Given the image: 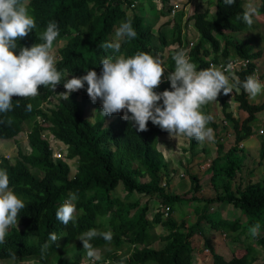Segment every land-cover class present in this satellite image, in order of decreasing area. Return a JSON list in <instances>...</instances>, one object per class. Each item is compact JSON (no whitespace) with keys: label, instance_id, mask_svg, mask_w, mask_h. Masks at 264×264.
<instances>
[{"label":"trees","instance_id":"16d2710c","mask_svg":"<svg viewBox=\"0 0 264 264\" xmlns=\"http://www.w3.org/2000/svg\"><path fill=\"white\" fill-rule=\"evenodd\" d=\"M134 1L142 10L147 4L152 5V10L156 8V0H25L37 27L18 45L30 48L34 44L44 43L40 37L47 24L56 22L59 36L53 42V47L65 41L58 50L59 60L56 62L57 70L62 73V82L55 92L41 86L40 94L35 98L12 97L13 110L7 115L0 114V120L5 121L0 123V139L17 137L23 131L24 124L31 129L28 134L30 150L24 152L18 149L14 163L5 159L0 162V168L8 171L9 187L25 203V208L19 213L18 228H10L6 243L0 245V264L10 260L9 252H16L20 260H29L32 264H83L84 260L90 259L77 237L93 228L113 233L111 243L102 238L91 241L94 247L101 249L102 259L95 264H120L124 257L128 258L124 264H192V237L201 229L204 220L215 228L222 226V220H225L223 231L237 233L235 240L238 242H241L240 236L247 235L252 225H261L256 247L239 243L240 252L235 251L230 260L213 252V264H254L259 259L258 252H261L263 259L260 264H264V180L245 187L235 181L246 159L244 154H239L241 150L238 146L252 135L251 124L257 114L264 111V102L253 105L242 88H234L233 100L239 102V108L248 114L244 121H240L229 111L230 94L225 96L222 91L219 94L216 103L221 104L225 119L233 126L235 144L225 152L213 119L208 126L215 133L218 157L208 173L211 174L210 181L217 195L212 199L194 196V192L202 190L199 187L200 178L187 171L192 184L191 200L205 204V207H199L205 209L203 212L195 210L199 212L198 221L188 228L185 221H177L174 206L187 204L191 200L170 189L171 179L179 170L171 166L158 149V137L167 135L166 131L149 121L148 131L138 132L122 119L123 112L108 126H104L99 118L92 123L82 107V103L89 100L86 83L84 89L72 93L69 99L60 97L58 105L52 104L53 97L66 91L63 81L86 75L90 70H95L99 75L102 59L111 55L122 54L128 58L137 52H144L156 57L167 52L163 62L166 68L164 82L155 91L171 90L166 77L175 69L172 56L181 48L186 50L182 30L184 13L174 17V25L169 32L160 28L158 33H154L153 25L146 22V17L132 9ZM161 1L164 5L159 13L169 16L174 9L170 5L171 0ZM215 2L216 9L211 18L209 8H198L189 20L194 21L200 34L199 41L190 51L191 61L197 65V70L208 68V60L226 64L231 56L249 59L263 56L262 50L252 53L253 47L249 41H239L235 37L249 28L242 20H237V16H242L246 10L245 0H236L232 6L226 5L224 0ZM259 10L260 14H264V0H261ZM128 21L137 32L135 39L123 38L119 53L100 47L105 42L114 43L111 35L121 23ZM18 51L19 48L17 54ZM253 73L252 64L239 73L238 79L243 82ZM80 93L84 95L82 100ZM18 100L20 103L17 107L15 103ZM29 103L32 105L31 111H27ZM205 114H209L207 110ZM9 119L11 124L7 123ZM46 133L65 146L67 154L64 160L53 159L50 141L44 138ZM187 139L191 150L201 143L194 138ZM260 144L262 162L264 136L260 137ZM73 165L76 166L75 171ZM31 168H37L43 177L38 173L33 175ZM120 186L124 191L123 197L119 194ZM70 193L78 195L74 201L78 219L75 225L70 222L64 226L56 219V211ZM144 196L160 204V210L152 218L149 217L152 212L150 202H143ZM216 202L226 204L227 211L239 210L247 221L246 226H242L240 219L233 221L224 218L222 211H212L219 216L210 215V206H206ZM166 206L171 210L168 217L163 213ZM158 227H162L165 233L157 234ZM53 231L62 236L42 257L41 246ZM157 243H161L162 248L153 247Z\"/></svg>","mask_w":264,"mask_h":264},{"label":"clouds","instance_id":"9594fccd","mask_svg":"<svg viewBox=\"0 0 264 264\" xmlns=\"http://www.w3.org/2000/svg\"><path fill=\"white\" fill-rule=\"evenodd\" d=\"M224 3L228 6H232L236 3V0H224ZM137 4L138 2L134 1L131 5L132 8L136 7ZM171 6L174 8L171 14L174 12L177 15L181 12H179V9H176L174 5ZM160 10L157 9L158 12ZM192 16L193 15L189 17V20ZM259 17L260 10L254 3L250 2L246 5V10L242 13V16H237V20H242L248 27H251L255 23V19ZM189 20L186 26L187 28L183 30L182 27L186 50L181 48L174 53L172 59L174 60L175 69L166 77L167 81L170 82L171 90H164L163 92L155 91L164 82V73L166 72V68L163 66V62L158 56L154 57L144 52H137L134 56L128 58L122 54L111 55L102 59V70L99 75L95 70H90L87 71L86 75L81 77L73 76L71 79L63 81V87L66 91L53 97L51 99L52 104L58 105L60 97L69 99L72 93L84 89L86 83L88 99L93 104L101 103L102 112L100 114L102 116L110 117L113 114H121V112H123L122 119L129 122L138 132L148 131V122L151 121L153 125L159 126L161 130L166 131L170 138L174 136H185L189 139L194 138L201 143L205 141H214V130L208 126L213 121L214 117L210 114H204L202 108L209 103L216 102L222 91L225 96L230 94L229 111L236 120H239L237 117L241 109L239 108V102L233 100V89L236 88L239 90V88H242L251 99H255L258 95L264 93V83L255 75L257 71L256 61L259 58L230 57L229 62L226 64L223 62L216 64L208 60L210 62L208 68L197 70V65L192 62L190 58V51L196 43L190 42L188 44L187 39L185 40V34L188 33L189 24L193 22L194 25V21L192 20L189 22ZM183 24L184 21H182V26ZM36 27L35 18L29 14L25 0H0V114L2 115H7V113L13 110L12 97H21L23 99L35 98L40 94L39 89L41 86L49 91L55 92L57 86L62 82V73L57 70L56 57L52 51L53 42L56 41L59 36V27L56 22L52 21L47 24L46 30L40 37L44 43L34 44L30 48L19 47L18 45V42L28 37ZM116 37L132 40L137 37V32L134 30L130 21L123 22L116 30ZM198 41L199 40H197V42ZM191 43H193L192 46H190ZM100 47L105 51L111 49L114 53H119L121 45L120 43L105 42L102 43ZM18 48L19 51L17 54ZM254 52L257 51H253L252 53ZM260 57H264V55ZM244 60L249 61L247 67L242 68L241 71L232 72L234 69V64L232 62ZM252 64L254 65L253 75L246 77L243 82L239 81V73L246 70ZM83 97V93H80L81 100ZM55 98L58 99V102L54 100ZM233 102L237 104L235 108L236 111L231 109ZM19 103V100L15 103L17 107ZM31 110L32 105L29 103L27 105V111ZM237 111L238 115L236 114ZM129 113L131 115H129ZM245 113L247 114V112ZM4 122L5 121L0 120V123ZM7 123L11 124V119H9ZM24 125L29 129L27 133L29 134L31 130L30 127L26 124ZM229 126L233 128L232 124L224 119L221 127L217 126V133L220 134L224 132ZM260 133L259 137L264 136L262 130ZM50 136L53 135L46 133L44 138L47 139L46 137ZM54 139L59 143L64 153L55 151L51 146L53 149L52 157L54 160H64L67 154L66 148L56 138ZM47 140L50 141L51 144V140ZM245 141L240 143L243 145L242 147H240V144L238 146L241 150V155H248L245 153L247 149H245ZM17 153L9 157L0 154V162L2 159H5L14 163ZM32 174L34 175L35 173L32 172ZM185 175L189 177L187 172ZM41 177H43V174ZM9 185L10 178L7 169L0 168V245L6 243V236L10 228H18L19 213L25 208L24 201L14 193ZM77 199L78 195L76 193H70L69 198L56 211V219L64 226H67L70 222L75 225L77 222L78 212L76 204L74 203ZM170 211L168 206L164 207V216L168 217ZM210 211L212 212L213 210L210 209ZM234 211L237 212L239 210ZM80 212H83V209H80ZM236 219H240L241 221L244 220V222L246 221V219L242 217L241 212ZM183 221L185 220L181 222ZM244 222L242 223L243 227L247 224V221ZM191 226L193 225H189V223L186 222L187 228ZM200 230H198V232ZM260 230L261 225L259 223L252 225L248 230L249 233L245 235V244L256 247V238L260 236ZM224 234L225 236H229V233L224 232ZM194 235H196V233ZM61 236L62 235H58L54 231L49 233L48 241L41 246L42 257ZM250 237L251 240H249ZM96 238H102L104 241L111 243L113 240V233L111 231L101 232L93 228L82 232L77 237V240L82 242L86 256L93 262L102 259L101 249L94 247L93 243H91V241ZM56 246L59 247V244ZM211 251L209 249L207 250L209 256H211V253L213 255V250ZM8 255L10 260L6 264H25L30 262L29 260H20L16 252H9ZM126 259L128 258L124 257L120 261V264H124V260ZM261 259L262 258H259L257 261ZM255 263L256 262H254V264ZM210 264H213V258H211ZM258 264H260V262H258Z\"/></svg>","mask_w":264,"mask_h":264},{"label":"rangeland","instance_id":"374dc122","mask_svg":"<svg viewBox=\"0 0 264 264\" xmlns=\"http://www.w3.org/2000/svg\"><path fill=\"white\" fill-rule=\"evenodd\" d=\"M215 0H171L170 5H174L176 7V9H179V12H183L184 13V17L182 19V21H184L183 24V30H185L188 25V20L189 17L191 15H193L196 10L199 8L200 10H206L207 8H209L210 11V17L212 16V14L215 11ZM258 2L255 1L254 4H257ZM156 4V8L155 10L150 9L149 4H147L143 10L139 7H134L132 9H135L137 13L143 15L146 17V22L153 25V31L154 33H158V31L160 30H166L167 32H169L172 29L173 26V19L174 16L176 15L174 12L169 15V16H164L161 15L158 11L160 9L163 8V3L161 0H156L155 1ZM258 7V9L260 8V5H255ZM124 8H126V6H123ZM132 7V6H131ZM131 9V8H130ZM131 9V10H132ZM175 9V11H176ZM180 12V13H181ZM156 16H158L159 18H156ZM169 21L171 23H169ZM167 24V25H166ZM189 29H188V33L185 34V40L187 39L188 44L190 42H194L197 43V40H199V34L198 31L196 30L195 26L193 25V22H191L189 24ZM161 28V29H160ZM160 29V30H159ZM117 30V28H116ZM116 30L115 33L112 34V39L114 43H121L122 39L117 38L116 37ZM65 44V41H62L61 43L57 44L56 46H54L52 48L53 54L56 57V62L59 60V52L58 50L60 49V47H62ZM170 48H174L173 46H171ZM263 48H264V44H263ZM168 51V48L167 50ZM158 56V58L164 62L165 57L167 56V52L164 54H160V55H156V57ZM166 71V70H165ZM56 102H58V99H54ZM83 107V111L85 112V116L88 117L93 123L96 122L99 118V120L103 121L104 126H108L110 125L112 122H115L120 113L119 114H113L110 117L107 116H102L100 113L102 112V107H101V103H95L93 104L92 102L88 101H84L82 104ZM207 112L212 115L214 117V122L217 124V126H220L223 124V121L225 119L224 114L221 111V106L220 104L214 102V103H209L206 106H204L202 108V111ZM234 111H236V109L234 108ZM238 113V111L236 112V114ZM100 114V115H99ZM255 127L258 126V122H256L254 124ZM218 127V128H220ZM29 129L24 125V130L23 132H21L15 139L12 140H0V153L6 155L7 157L9 156H13L14 154L17 153L18 149H22L24 152H27L28 150H30L29 148V141H28V133ZM222 133V134H221ZM220 136H219V140L220 143L223 142L224 144V148L226 147L225 151H228L229 149H231V147L235 144V135H234V131L233 128L231 126H229V128L227 130H225L224 132H221ZM161 136V137H160ZM158 137L159 139V143H158V149L159 151H161L165 157V159L170 163L171 166H174L176 168H178L177 170H179V172L171 179V187L170 189L173 192H177L179 194H182V196L187 197V200H191V182L188 175L186 177L185 173L188 171L189 173L193 174V175H198L200 178V183H199V187H202V190L200 189L199 192L197 193H193L194 196L198 197V198H207V199H212L214 197H216V192L211 184L210 178L211 175L208 173V169L209 167L212 166L213 161L218 157L217 155V144L214 141L209 142V141H205L200 143L201 145L198 146V148L196 147L194 150L192 151L191 148H189V140L187 139V137L185 136H174L172 138H170L169 134L168 135H160ZM47 139L51 140V146L54 148L55 151L57 152H62L61 146L59 145V143L53 138V136L50 137H46ZM243 145L240 144V147H242ZM246 149V147H245ZM249 149V148H247ZM246 149V152L248 155H245L246 159H245V164L242 166V171L240 174H238V176L236 177L235 181L237 182V184H240V186L245 187L248 183L250 182H258V181H262L264 180V160L260 159V146L258 148H252V151H249ZM240 154V153H239ZM241 155V154H240ZM73 163V162H71ZM73 171L76 170L75 165H73ZM31 172L37 174L39 173V171L37 170V168H32ZM40 177H41V173H39ZM238 178H240L238 180ZM119 194L123 197L124 196V191L122 190L121 186L120 188H118ZM189 193V196H186V194ZM184 199V198H183ZM145 201H149L150 202V207L152 209V212H150V218H152V216L156 213H158V211L160 210V204L157 202H153L150 201L148 197H143V202ZM205 207L204 203L201 202H194V201H189L187 204L186 202L184 204H175L174 208H176V212H175V216H177L179 219H183L185 220V223L187 221H191L193 224H195V215L196 213H194L193 211L195 209H197L198 207ZM210 206L211 210H216V211H222L223 215L225 217L228 218H235L237 216L236 213H231V212H224L226 209L225 207L226 204H222V203H213L212 206L211 204L206 206L207 208ZM205 209L201 208L198 211L201 213L203 212ZM209 210V209H208ZM208 213L210 215H212L213 217L219 216V214H216L214 212L208 211ZM223 225L219 226L220 230H223L226 225V221L222 220ZM192 224V225H193ZM206 227V238L204 239L206 242H209L211 245L216 247L217 251H223L224 249H226V246L228 244V242H231L232 239H230L229 237H225V234L223 232H215L213 235H211L212 230H207L210 229L208 223L205 225ZM249 230V229H248ZM247 230V233H249V231ZM157 234H163L165 233V231L163 230L162 227H158L157 228ZM237 235V233H235ZM222 237H221V236ZM231 236V235H229ZM223 239H226L227 242H225ZM245 239V238H243ZM249 240H251V237L249 238ZM203 240H201L200 242H202ZM195 241L193 240V244H194V253H193V257L194 255H198L199 249L196 243H194ZM251 243V241H250ZM162 244L161 243H157V245L153 246L156 248H162ZM258 248V247H257ZM205 254L209 255V253L207 252V248L203 249ZM236 253L240 252V249L237 248L235 249ZM212 252V251H211ZM201 253V251H200ZM224 253L226 259H231L233 256V253L229 254L228 251L226 250L222 252ZM260 255V256H259ZM258 256L259 258H262L261 253L258 252ZM192 261L194 262V258H192ZM96 262V261H95ZM95 262H93L92 260L90 261H83V264H95ZM258 262L262 263L263 259L259 260ZM25 264H32V262L29 263H25ZM256 264V263H255Z\"/></svg>","mask_w":264,"mask_h":264},{"label":"crops","instance_id":"0c3cea01","mask_svg":"<svg viewBox=\"0 0 264 264\" xmlns=\"http://www.w3.org/2000/svg\"><path fill=\"white\" fill-rule=\"evenodd\" d=\"M255 1H257L258 2L257 4L260 5L261 0H245V8H246V5L248 3H250V2L254 3ZM257 4H255V5H257ZM235 37L237 39H239V41H244V42L249 41L251 46L253 47V51H261L262 50L264 52V48H263V44H264V14H260V17L258 19H255V23L251 27H249L245 32H240V33L236 34ZM231 57H235V56H231ZM256 66H257V71H256L255 75L259 78V80L262 83H264V57H259V59H257ZM247 96H248V94H247ZM248 99L250 100L251 104L258 105V104L264 102V93H262L261 95H258L255 99H251L248 96ZM236 105L237 104L235 102H233L231 105V109L236 108ZM239 111L240 112H239V115L237 114L238 115L237 118L241 121L245 120L247 118V114L245 112H243L242 110H239ZM256 122H258L257 127L254 126V124ZM252 128H253V134L251 135V137L249 139H247L245 141V147L249 148V149H247L249 151H252L251 150L252 148H258L260 146L259 134H261L260 133L261 130L264 133V112H260L257 114L256 121L253 123ZM197 209H199V207ZM227 209H230V208H227ZM230 210H232V209H230ZM193 212L196 213L195 222H194V223H196L198 221V218H199V214H198L199 212L198 211H193ZM224 212L236 213L237 216L234 219L230 218L233 221H235L236 218H238L240 215L239 211L235 212L234 210H232V211L225 210ZM223 217L226 218L225 216H223ZM182 220H184V219H179L177 217L178 222H181ZM187 222L189 223V225L193 224L191 221L190 222L187 221ZM243 222H244V220L242 221V223ZM207 223H208L209 228H210L207 230H212L211 235H213L215 232H218V233L223 232V230H220V228H215L214 226H212L208 221H206V220L203 221V223L201 225V230L198 232V234L193 236V240L195 241L194 243L197 244L198 249H199L198 255L197 256L194 255V257H193L194 258L193 264H210V261L212 258V253H211V256L205 254V252L203 250L204 248H207L210 251L213 250V252H216V253L223 255L225 257L224 253H222V252L225 251V253H226V250H227L229 254L234 253L236 251L235 249L239 248V246H240L239 243L245 244V239H246L245 235H242V237L240 236L241 242H238L237 240H235V238H237L236 237L237 235L234 234L233 232H231V233L228 232L229 235H231V236H225V237H227V238L229 237L230 239H232V241L228 242L226 249H224L223 251H217L215 246L211 245L209 242H206L204 240L206 238V234H205L206 227H205V225ZM243 238H245V239H243ZM193 240H192V246H193V249H195L194 244H193ZM201 240H203V241L200 242ZM223 240L225 242H227L226 239H223ZM200 251H201V253H200ZM193 253H194V250H193ZM256 264H258V261H256Z\"/></svg>","mask_w":264,"mask_h":264},{"label":"built area","instance_id":"2783aa9c","mask_svg":"<svg viewBox=\"0 0 264 264\" xmlns=\"http://www.w3.org/2000/svg\"><path fill=\"white\" fill-rule=\"evenodd\" d=\"M192 45H193V43L190 44V46H192ZM232 63L234 64V69L232 70V72H233V71H241L242 68H246L247 65L249 64V61L244 60V61L232 62ZM211 65H214V64H211ZM220 66H222V65H220Z\"/></svg>","mask_w":264,"mask_h":264}]
</instances>
